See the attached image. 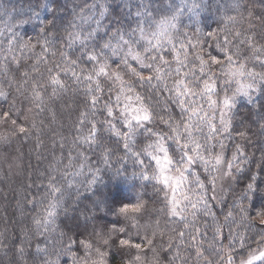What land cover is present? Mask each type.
I'll list each match as a JSON object with an SVG mask.
<instances>
[{
	"label": "clouds",
	"instance_id": "obj_1",
	"mask_svg": "<svg viewBox=\"0 0 264 264\" xmlns=\"http://www.w3.org/2000/svg\"><path fill=\"white\" fill-rule=\"evenodd\" d=\"M0 264H264V0H0Z\"/></svg>",
	"mask_w": 264,
	"mask_h": 264
}]
</instances>
